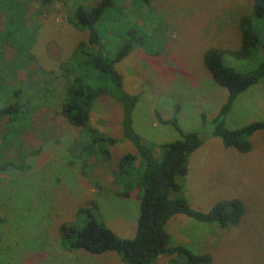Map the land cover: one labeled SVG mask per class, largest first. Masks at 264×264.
Returning <instances> with one entry per match:
<instances>
[{
	"label": "rangeland",
	"instance_id": "obj_1",
	"mask_svg": "<svg viewBox=\"0 0 264 264\" xmlns=\"http://www.w3.org/2000/svg\"><path fill=\"white\" fill-rule=\"evenodd\" d=\"M43 1L0 0V107L15 87L14 78L39 82L50 74L40 76L38 70L60 74V65L73 61L74 49L87 41L88 32L69 24V17L76 8L91 9L99 0ZM252 1L149 0L151 8L140 10L147 16L139 20L133 0L114 2V14L133 15L138 24H145L140 28L142 43L115 65L124 91L139 97L132 115L136 133L158 156L162 144L180 138L172 125L161 121L176 115L181 131L195 132L202 141L189 157L187 174L177 179L179 193L171 198L183 196L200 212L228 199L244 205L239 223L225 229L182 214L168 220L169 247L206 253L211 264H264V131L251 136L248 153L225 148L213 135L212 120L226 102L227 90L213 81L203 63L209 48L240 47L238 20L250 11ZM110 18L104 16L95 29L111 56L123 44L122 32L133 18ZM230 60L237 70L257 65L232 58L225 62ZM23 65L25 69L16 72ZM73 72L99 84L98 73L89 67L74 66ZM62 86L48 105L33 104L28 121L14 122L8 129L7 120L1 122L0 134L7 130V135L0 141V264H124L114 252L93 255L63 246L60 227L82 229L85 215L79 210L89 202L97 204L102 221L119 238L131 239L136 233L140 190L121 195L112 174L123 155L137 154L123 138L122 105L103 95L91 107L87 126L117 140L107 147L108 160L99 159L84 152L90 142L87 128L62 116ZM254 121H264L261 84L240 94L224 117L229 130ZM134 166L139 169L141 160ZM172 260L182 264L180 257L167 255L155 264Z\"/></svg>",
	"mask_w": 264,
	"mask_h": 264
},
{
	"label": "trees",
	"instance_id": "obj_2",
	"mask_svg": "<svg viewBox=\"0 0 264 264\" xmlns=\"http://www.w3.org/2000/svg\"><path fill=\"white\" fill-rule=\"evenodd\" d=\"M46 1L48 0L43 3ZM114 2L115 0H99L91 9L76 8L68 22L76 29L87 31L88 39L86 42H80L74 49V62L61 64L60 74L38 70L40 76L50 74L49 78H41L39 82H20L14 78L12 84L15 87L10 90V94L5 95V103L0 107V125L4 120H7L6 128L14 122L28 121L34 110L33 104L36 108L48 105L54 99V92L63 83L60 102L62 116L76 127L87 128L90 142L85 144L84 152L90 151L89 153L93 152L99 159L108 160L110 154L107 147L114 146L117 140L89 128V113L95 101L103 95L118 101L123 108V138L134 145L137 154L123 155L119 159L117 168L112 171L113 183L119 188L122 187L119 193L123 196H130L135 188L140 190L136 233L131 239L119 238L102 221L97 204L89 202L79 210L81 215H85L82 229L76 230L70 224L60 227L63 246L69 250H82L93 255L114 252L121 257L124 264H155L161 255L178 256L182 264H211V258L206 253L193 254L181 246L169 247L170 236L166 231L168 220L176 214H182L199 222L215 223L225 229L239 223L244 214V205L239 199H228L215 203L207 212H200L192 209L183 196L171 198V194L179 193L180 184L177 179L187 174L189 157L201 146L202 141L195 132H182L176 115L171 119L161 120V116L156 113L157 119L172 125L180 134L179 139L162 144L158 156L154 155L153 148L145 145L136 133L132 115L139 97L124 91L122 77L116 71L115 65L136 45L142 43L140 28L145 24H138L137 19H144L147 14L140 10H146L145 7L150 9L151 5L149 0H133V3L138 5L133 11L138 15L136 19L129 14L128 18L121 13L114 14ZM104 16L120 21L133 18L132 24L129 21L128 28L122 32L125 38L123 44L111 56L102 49L100 36L95 29L96 23ZM159 22L161 23V20ZM262 25L264 0H253L250 11L238 20L240 47L233 50L212 47L207 49L203 56V63L213 81L227 90L226 102L212 120V133L221 139L225 148L235 149L239 153L251 151L250 138L254 133L264 131V121H254L241 128L229 130L225 127L224 117L240 94L254 85L261 84L264 87ZM226 58L237 62L256 61L257 65L252 69L237 70L239 68L234 62H225ZM74 66L89 67L97 72L99 84L90 83L80 74H75ZM21 69H25L24 65L17 67L16 72ZM177 111L176 109L175 112ZM6 131L0 134V141L2 138V141L5 140ZM10 149L11 147H8L7 151ZM137 160L142 163L139 169L134 166ZM175 263L176 261H171V264Z\"/></svg>",
	"mask_w": 264,
	"mask_h": 264
}]
</instances>
